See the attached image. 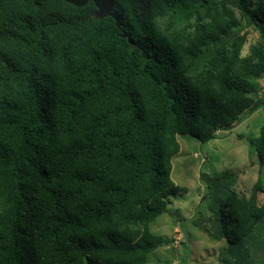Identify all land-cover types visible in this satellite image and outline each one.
<instances>
[{
    "label": "trees",
    "instance_id": "16d2710c",
    "mask_svg": "<svg viewBox=\"0 0 264 264\" xmlns=\"http://www.w3.org/2000/svg\"><path fill=\"white\" fill-rule=\"evenodd\" d=\"M109 1L119 28L91 1L0 0V264H147L169 244L150 223L186 192L176 136L207 143L264 104V0ZM250 144L263 167L264 125ZM258 193L215 213L235 264H264L244 255Z\"/></svg>",
    "mask_w": 264,
    "mask_h": 264
},
{
    "label": "rangeland",
    "instance_id": "374dc122",
    "mask_svg": "<svg viewBox=\"0 0 264 264\" xmlns=\"http://www.w3.org/2000/svg\"><path fill=\"white\" fill-rule=\"evenodd\" d=\"M246 35L243 55L258 40V33L244 28ZM256 99H264V76L257 81ZM264 125V104L245 115L231 129L218 133L215 139L201 143L189 135H177L179 153L171 160L170 178L185 193L169 197L165 213L150 223V232L168 240L147 255V264H235L238 245L230 244L217 222L219 202L229 189L248 197L258 177L264 184V166L260 167L250 142ZM235 176L234 185L222 177ZM258 203H264V193H258ZM253 245L248 244L245 260L264 261V224L258 226Z\"/></svg>",
    "mask_w": 264,
    "mask_h": 264
},
{
    "label": "water",
    "instance_id": "95a60500",
    "mask_svg": "<svg viewBox=\"0 0 264 264\" xmlns=\"http://www.w3.org/2000/svg\"><path fill=\"white\" fill-rule=\"evenodd\" d=\"M67 3L77 7L85 5L91 1L95 7L94 16L96 19L110 17L115 21L116 26L119 28V18L116 12L113 11L112 3L109 0H65Z\"/></svg>",
    "mask_w": 264,
    "mask_h": 264
}]
</instances>
